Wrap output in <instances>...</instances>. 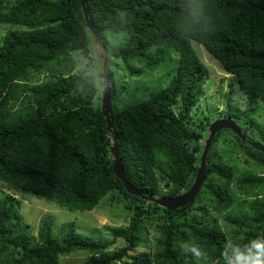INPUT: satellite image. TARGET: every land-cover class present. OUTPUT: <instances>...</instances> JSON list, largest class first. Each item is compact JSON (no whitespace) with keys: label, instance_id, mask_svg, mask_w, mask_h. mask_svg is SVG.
I'll return each instance as SVG.
<instances>
[{"label":"trees","instance_id":"trees-1","mask_svg":"<svg viewBox=\"0 0 264 264\" xmlns=\"http://www.w3.org/2000/svg\"><path fill=\"white\" fill-rule=\"evenodd\" d=\"M3 24L17 27L0 36V182L69 210H91L110 195L111 202L123 203L128 223L104 225L107 235L95 238L68 221L55 236L43 218L30 232L19 201L6 194L0 199V264H62L61 257L74 250L87 255L81 264H200L185 247H196L213 264H226L224 251L230 254L232 245L243 249L264 240V196L245 201L247 209L236 215H225L231 241L210 215V207L230 208L232 186L243 196L264 188V172L235 176L215 148L222 129L212 138L205 179L188 207L169 211L127 193L112 170L98 76L91 65L77 70L76 62L90 59L97 34L107 49L111 119L125 177L145 195L174 196L194 181L210 124L190 115L207 76L190 40L234 77L245 112H254L264 103V0H0ZM166 48L178 54L168 83L123 102L125 86L116 85L109 66L113 59L131 75L139 74L143 68L130 60L138 58L152 70ZM44 72L45 80L34 82ZM250 128H241L249 141L225 130L263 167L264 152L253 146ZM147 225L158 233L153 244L143 236ZM117 240L123 244L111 249Z\"/></svg>","mask_w":264,"mask_h":264},{"label":"rangeland","instance_id":"rangeland-1","mask_svg":"<svg viewBox=\"0 0 264 264\" xmlns=\"http://www.w3.org/2000/svg\"><path fill=\"white\" fill-rule=\"evenodd\" d=\"M16 25L3 24L0 25V36L8 29L16 28ZM118 37L115 34L114 41ZM112 39V37H110ZM190 44L200 61L207 70V76L200 84L198 91L195 93L197 101L190 111L193 121L210 122V124L218 118H227V114H231V119L239 127H251L248 130L249 137L256 144H264V103L256 105L254 112H245L246 104L244 96L238 89L234 77L225 72L221 64L210 55L205 48L196 40H190ZM88 58H76L77 70H81L84 65H91L94 72L97 74V84L99 87V101L102 98V91L105 86V81L100 77L102 71L103 53L96 43L93 44ZM178 61V54L173 49H165L164 59L154 69L144 67L142 60L135 58L130 60L132 65L142 67L143 70L139 74L131 75L128 69L124 66L120 59H113L110 63V69L115 72V81L118 87L125 86L122 92L123 102L137 101L140 98L147 96L148 92L165 86L172 74ZM46 74L40 73L34 78V82L43 81ZM103 81V82H102ZM209 124V125H210ZM205 131L208 133V127ZM215 148L223 155V158L228 164L233 166L235 176L252 173L261 174L264 172V166L256 165L249 160L246 153L236 143L235 136L225 129H222L220 136L215 144ZM233 195V204L226 211L216 212L210 207V215L215 217L223 229L226 231L231 241V227L225 219V215L238 214L242 209H247L245 201L254 197H263L264 188L257 192L243 196L238 193L234 186L230 190ZM6 194H11L19 201V213L22 217L23 225H28L30 232H36L40 221L45 218L51 223L52 231L55 236L59 234L60 226L68 221L74 222V228L82 233L92 234L95 238H104L107 235L103 231L104 225L117 226L126 225L128 223V211L124 208L122 202H111L110 195H106L101 201L91 210H69L68 208L59 205L55 201L45 200L28 192H20L4 186L0 182V199ZM147 232L144 234V239L147 243L153 244L155 237L158 235L154 232V226L147 225ZM123 244L122 240H117L115 247ZM87 255L78 250H74L71 254L61 257L62 264H81ZM200 264H213L207 258H199ZM117 264V263H113Z\"/></svg>","mask_w":264,"mask_h":264},{"label":"water","instance_id":"water-1","mask_svg":"<svg viewBox=\"0 0 264 264\" xmlns=\"http://www.w3.org/2000/svg\"><path fill=\"white\" fill-rule=\"evenodd\" d=\"M81 2L82 4H84V0H81ZM83 9H84L85 18L87 19L85 8ZM88 26L90 29H92L89 24ZM93 35H94L95 42L100 46V48L102 49V53H103L102 71L100 72V77L105 81V86L102 91L100 108H101L103 116L105 117L106 129L111 134V138H112V145H111L110 151L112 155V170L114 174L119 180L122 181L126 192L131 195L140 196L146 200L156 202L158 205L165 207L169 211H181L185 209L186 207L190 205L200 185L205 179L206 156H207L208 148L211 144L214 134L221 129H230L235 134L239 135L242 141H245V140L249 141V139L245 136V133H243L241 127H239L233 119L231 118L215 119L208 127V136L206 137L204 141L203 149L199 157V166L196 170L194 181L188 187V189L174 196L156 197V196H148V195L143 194L140 190H138L135 186H133L125 177L123 164L119 156L118 136L113 128V122L111 119V116H112L111 115V112H112L111 111V78L106 69L107 49L101 43L98 35L95 33H93ZM252 144L255 148H258L259 150L264 152V144L259 145V144L254 143L253 141H252Z\"/></svg>","mask_w":264,"mask_h":264},{"label":"clouds","instance_id":"clouds-1","mask_svg":"<svg viewBox=\"0 0 264 264\" xmlns=\"http://www.w3.org/2000/svg\"><path fill=\"white\" fill-rule=\"evenodd\" d=\"M186 252H192L198 259L205 254L196 247H185ZM226 264H264V240H254L241 249L231 246V253L224 251Z\"/></svg>","mask_w":264,"mask_h":264}]
</instances>
